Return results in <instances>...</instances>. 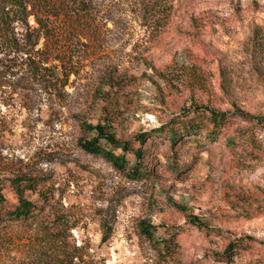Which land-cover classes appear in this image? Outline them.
<instances>
[{
    "label": "rangeland",
    "instance_id": "374dc122",
    "mask_svg": "<svg viewBox=\"0 0 264 264\" xmlns=\"http://www.w3.org/2000/svg\"><path fill=\"white\" fill-rule=\"evenodd\" d=\"M30 1L0 47V184L35 210L0 226V264H264V0ZM210 111L217 138L161 130ZM98 124L148 171L85 150Z\"/></svg>",
    "mask_w": 264,
    "mask_h": 264
},
{
    "label": "trees",
    "instance_id": "16d2710c",
    "mask_svg": "<svg viewBox=\"0 0 264 264\" xmlns=\"http://www.w3.org/2000/svg\"><path fill=\"white\" fill-rule=\"evenodd\" d=\"M30 2V0H0V47L3 50L13 51L21 48L19 41L15 37L13 24L29 15L28 7L31 4ZM35 8L34 5L33 9L35 10ZM44 12L43 9L36 12L37 23L41 29L49 30L51 18ZM201 22L200 19H194L196 35L198 34L197 31L202 27ZM110 102H112L111 98ZM198 116V119L190 120L178 118L161 130L167 131L173 145H176L184 133H206L212 139L219 137L224 132V129L230 126V119L227 114L210 111L199 113ZM263 121L260 120V122ZM89 130L92 133H96L97 137L83 144L85 150L94 155L104 157L121 170H124L129 165L128 157L133 155L135 159L139 160V164L132 170V173L138 177L148 171V168L142 164L145 158V150L142 147L135 149L131 142L119 141L114 135L107 133L104 125L101 124L90 125ZM139 140L141 144H144L145 135L139 136ZM118 150H121L122 153H117ZM14 186L19 196L20 204L14 210L7 211L5 209L6 198L3 194V186L0 184V226L6 220L28 219L35 210L33 203L24 198L25 187H21L20 182L15 183ZM142 227L148 237H153L156 227L146 223H143ZM234 246L235 244L230 245L229 249L233 250Z\"/></svg>",
    "mask_w": 264,
    "mask_h": 264
}]
</instances>
